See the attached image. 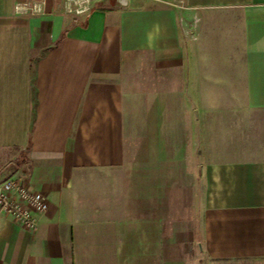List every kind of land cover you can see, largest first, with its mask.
Instances as JSON below:
<instances>
[{"label": "crops", "instance_id": "1", "mask_svg": "<svg viewBox=\"0 0 264 264\" xmlns=\"http://www.w3.org/2000/svg\"><path fill=\"white\" fill-rule=\"evenodd\" d=\"M150 1L0 0V152L49 207L0 264H264V0Z\"/></svg>", "mask_w": 264, "mask_h": 264}, {"label": "built area", "instance_id": "2", "mask_svg": "<svg viewBox=\"0 0 264 264\" xmlns=\"http://www.w3.org/2000/svg\"><path fill=\"white\" fill-rule=\"evenodd\" d=\"M104 0H64L65 14L74 17L89 15L94 3ZM180 5L184 0H176ZM43 4L25 3L16 5L14 13L22 17L43 16ZM48 203L38 193L31 192L28 187L18 181L5 179L0 181V217L14 221L24 230L36 231L48 212Z\"/></svg>", "mask_w": 264, "mask_h": 264}, {"label": "rangeland", "instance_id": "3", "mask_svg": "<svg viewBox=\"0 0 264 264\" xmlns=\"http://www.w3.org/2000/svg\"><path fill=\"white\" fill-rule=\"evenodd\" d=\"M139 1L143 3H153L150 0H139ZM16 171H17L16 167L13 164V156H11L9 153L0 152V178L2 179L11 178V180L16 181L18 179V176L15 175ZM175 258L183 259L184 261H186V264H202L200 261L203 260L201 254L196 250V248H193V250L189 252L175 253Z\"/></svg>", "mask_w": 264, "mask_h": 264}, {"label": "trees", "instance_id": "4", "mask_svg": "<svg viewBox=\"0 0 264 264\" xmlns=\"http://www.w3.org/2000/svg\"><path fill=\"white\" fill-rule=\"evenodd\" d=\"M31 95H32V104H33V108L32 110L34 111V107H35V103H36V92L34 89V79L31 76ZM10 155L11 154H17L18 150L17 149H11L10 151ZM19 159H21V153L16 155L13 161V164L15 165L16 168L20 167V163H19Z\"/></svg>", "mask_w": 264, "mask_h": 264}]
</instances>
